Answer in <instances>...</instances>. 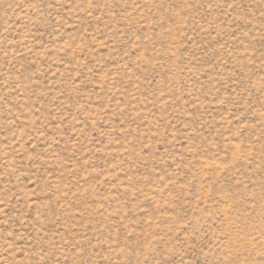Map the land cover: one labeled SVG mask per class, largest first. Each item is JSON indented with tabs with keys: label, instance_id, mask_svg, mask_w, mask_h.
Instances as JSON below:
<instances>
[{
	"label": "rangeland",
	"instance_id": "1",
	"mask_svg": "<svg viewBox=\"0 0 264 264\" xmlns=\"http://www.w3.org/2000/svg\"><path fill=\"white\" fill-rule=\"evenodd\" d=\"M0 264H264V0H0Z\"/></svg>",
	"mask_w": 264,
	"mask_h": 264
}]
</instances>
